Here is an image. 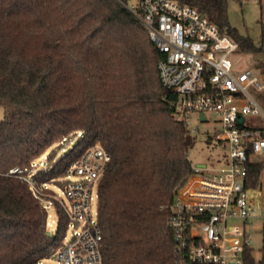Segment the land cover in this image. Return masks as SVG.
<instances>
[{
  "label": "trees",
  "instance_id": "obj_1",
  "mask_svg": "<svg viewBox=\"0 0 264 264\" xmlns=\"http://www.w3.org/2000/svg\"><path fill=\"white\" fill-rule=\"evenodd\" d=\"M181 1L253 55L264 76V45L231 27L228 0ZM126 2L0 0V264H44L63 242V214L48 235L47 212L9 171L29 172L74 137L59 158L49 152L35 184L63 185L68 166L100 144L110 156L97 197L105 264H178L169 206L191 174L193 140L160 83L163 56ZM262 168L249 166L247 187Z\"/></svg>",
  "mask_w": 264,
  "mask_h": 264
},
{
  "label": "built area",
  "instance_id": "obj_2",
  "mask_svg": "<svg viewBox=\"0 0 264 264\" xmlns=\"http://www.w3.org/2000/svg\"><path fill=\"white\" fill-rule=\"evenodd\" d=\"M128 10L163 56L157 64L158 76L175 96V119L192 134L197 129L189 124L191 115L205 123L208 114L215 115L219 128L213 140L227 153L218 167L192 165L169 206L168 227L178 264H264V211L256 207L246 186L251 164H263L260 175L264 170V110L249 93L263 89V76L251 68L236 70L231 56L239 51L237 43L181 0H138L136 9ZM247 117H259L262 123L248 126ZM109 161L100 144L88 147L68 166L61 186L35 184L33 174L46 168L47 162L33 165L29 172L9 171L28 185L46 212L55 208L71 227L70 235L50 256L60 264H105L97 197ZM254 234L261 238L259 249L253 246Z\"/></svg>",
  "mask_w": 264,
  "mask_h": 264
},
{
  "label": "rangeland",
  "instance_id": "obj_3",
  "mask_svg": "<svg viewBox=\"0 0 264 264\" xmlns=\"http://www.w3.org/2000/svg\"><path fill=\"white\" fill-rule=\"evenodd\" d=\"M138 0H127L126 7L136 9ZM227 16L228 22L231 27L235 28L243 37L249 38L255 47H261L264 45V14L261 16L260 5L257 0H228L227 2ZM231 60L236 70H242L246 68L255 69L257 59L250 54H244L240 51L231 56ZM261 75V74H260ZM263 76V75H262ZM263 89L261 91H255L249 89L251 96L264 108V79L261 80ZM4 118V109L0 106V121ZM208 122H200L196 115H191L189 124L191 128L197 129V132L192 133L193 146L189 151V160L192 165L207 164L209 167H218L221 162L226 160V150L218 145L213 140L215 130L219 128V124L215 115H207ZM248 126H257L262 123L261 118L251 119L247 117L245 119ZM77 140L76 137L72 138L69 142H62L60 149L57 148L58 144H54L52 147L37 160L34 161V165L37 167L40 162L46 163V156L52 150L56 151L55 159L59 158L65 151H67ZM76 177L71 178L72 180ZM54 194L59 195L62 199L61 191L57 188H49ZM248 195L254 196L257 201L256 207L259 211H264V170L262 171L259 186L256 189L249 188ZM96 208L95 201L93 202V210ZM58 222V215L55 208H50L47 211L46 220V233L50 236L56 233ZM71 232V227L68 226L65 231V237H68ZM254 248L259 249L261 245V238L259 234H254ZM264 247V246H263ZM44 264H60L54 258H47L43 261Z\"/></svg>",
  "mask_w": 264,
  "mask_h": 264
},
{
  "label": "crops",
  "instance_id": "obj_4",
  "mask_svg": "<svg viewBox=\"0 0 264 264\" xmlns=\"http://www.w3.org/2000/svg\"><path fill=\"white\" fill-rule=\"evenodd\" d=\"M263 79H264V76H263ZM262 107V106H261ZM263 108V107H262ZM263 110H264V108H263ZM251 119H256V118H253V117H251ZM260 177H261V175H260ZM259 180H260V178H259ZM263 197H264V195H263Z\"/></svg>",
  "mask_w": 264,
  "mask_h": 264
},
{
  "label": "water",
  "instance_id": "obj_5",
  "mask_svg": "<svg viewBox=\"0 0 264 264\" xmlns=\"http://www.w3.org/2000/svg\"><path fill=\"white\" fill-rule=\"evenodd\" d=\"M201 120H204V118L201 116ZM200 166H203V165H200Z\"/></svg>",
  "mask_w": 264,
  "mask_h": 264
}]
</instances>
